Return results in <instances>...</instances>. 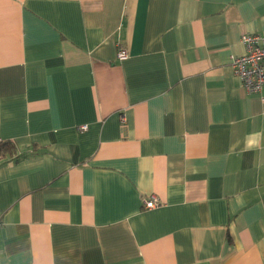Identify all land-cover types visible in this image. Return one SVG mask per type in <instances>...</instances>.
Wrapping results in <instances>:
<instances>
[{"label": "crops", "instance_id": "1", "mask_svg": "<svg viewBox=\"0 0 264 264\" xmlns=\"http://www.w3.org/2000/svg\"><path fill=\"white\" fill-rule=\"evenodd\" d=\"M247 32L264 0H0V264H264Z\"/></svg>", "mask_w": 264, "mask_h": 264}, {"label": "built area", "instance_id": "2", "mask_svg": "<svg viewBox=\"0 0 264 264\" xmlns=\"http://www.w3.org/2000/svg\"><path fill=\"white\" fill-rule=\"evenodd\" d=\"M240 40L244 52L231 57V66L248 92H258L264 87V33H243ZM126 54L125 48L117 51L118 58ZM80 127L84 128L85 125ZM141 202L142 207L151 208L158 204V199L154 195L143 196Z\"/></svg>", "mask_w": 264, "mask_h": 264}, {"label": "trees", "instance_id": "3", "mask_svg": "<svg viewBox=\"0 0 264 264\" xmlns=\"http://www.w3.org/2000/svg\"><path fill=\"white\" fill-rule=\"evenodd\" d=\"M15 149V143L12 140L0 139V157L11 155Z\"/></svg>", "mask_w": 264, "mask_h": 264}]
</instances>
